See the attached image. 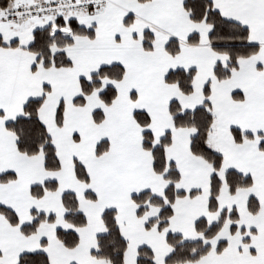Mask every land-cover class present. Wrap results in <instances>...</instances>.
I'll return each mask as SVG.
<instances>
[{
	"label": "snow or ice",
	"instance_id": "6c2138e0",
	"mask_svg": "<svg viewBox=\"0 0 264 264\" xmlns=\"http://www.w3.org/2000/svg\"><path fill=\"white\" fill-rule=\"evenodd\" d=\"M0 264H264V0H0Z\"/></svg>",
	"mask_w": 264,
	"mask_h": 264
}]
</instances>
